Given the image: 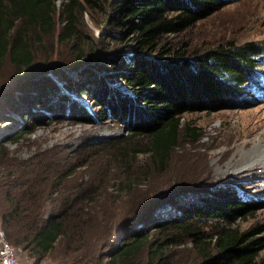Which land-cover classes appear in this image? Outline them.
I'll return each instance as SVG.
<instances>
[{
    "label": "trees",
    "instance_id": "trees-1",
    "mask_svg": "<svg viewBox=\"0 0 264 264\" xmlns=\"http://www.w3.org/2000/svg\"><path fill=\"white\" fill-rule=\"evenodd\" d=\"M54 1L0 0V66L5 60L14 66L19 85H30L23 91L41 85L29 84L34 74L48 75L55 67L63 68L55 70L60 80L53 82L49 75L51 81L44 80V84L49 81L47 90L38 88L37 97L26 99L28 106L20 119L25 131L20 129L0 144V227L7 241L29 252L35 264L57 245L63 247L58 264H136L142 250L149 264H171L169 249L184 235L200 251V264H256L264 248L263 239L255 236L260 228L229 229L256 206L237 195L218 200L208 209L184 206L172 213L168 209L170 218L168 214L162 217L161 211L152 223L139 214L151 202L139 206L138 196L130 198L138 183L134 160L139 154L148 155L151 167H164L183 135L194 141L201 137L197 128L182 124L184 114L203 111L207 104L222 103L234 95L247 98L249 92L264 100V75L258 72L259 64L264 68L263 47L227 42L190 55L166 41L228 0H66L56 42L72 45L73 61L53 60L47 38L55 28ZM86 8L101 9L96 23L101 47L82 37L78 16ZM39 57L44 59L37 68ZM77 70L82 78L72 82L69 73ZM82 95L89 97L91 105L95 103L94 111L82 98L77 100ZM11 97H7L9 102ZM21 99L17 97L13 105L23 113L18 109ZM62 114L84 123H91L90 116L121 120L129 134L109 142L96 141L103 162L84 180L71 178L86 161H68L59 149L28 160L4 153L3 145L18 142L27 127L34 129ZM101 185L113 200L108 207L101 205ZM109 185L113 192L107 190ZM184 190L188 189L175 188L173 193ZM119 192L125 194L115 195ZM123 197L130 200L123 203ZM202 218L225 225L207 236L192 225ZM118 234V244L101 256V247Z\"/></svg>",
    "mask_w": 264,
    "mask_h": 264
},
{
    "label": "rangeland",
    "instance_id": "rangeland-1",
    "mask_svg": "<svg viewBox=\"0 0 264 264\" xmlns=\"http://www.w3.org/2000/svg\"><path fill=\"white\" fill-rule=\"evenodd\" d=\"M98 1L102 2V0ZM66 3V0L54 1L55 28L47 38L53 49V60L66 58L73 61L72 45L62 46L56 42V36L64 24L61 22L60 14ZM217 8L186 31L168 37L167 43L186 49L190 55L200 54L227 42L234 44L253 42L264 48V0H228L227 2L223 1V5ZM78 18L83 39H91L93 45L98 44L101 47L100 33L96 25L101 19V9L86 8ZM42 59L44 57H39L34 67L39 68ZM262 66L259 64L258 72L264 75ZM56 68L63 69L55 67L48 75L32 74L34 77L29 84H41L38 88L46 91L49 87L47 84L51 81L48 78L49 75H53V82L60 80L55 72ZM16 73V69L8 60H5L0 66V144L8 136L15 135L20 129L25 131L21 128L23 122L20 119L25 112L24 109L28 106L26 99L29 100L31 96L39 95V89L35 86L32 90L23 91L30 85L25 88L21 87ZM78 75V70L69 73L72 82H80L82 77ZM44 80L49 81L44 84ZM253 93L249 92L251 96L247 98L234 95L225 102L207 104L208 108L203 111L184 114L181 119L182 124L187 122L197 128L201 137L194 141L193 137L183 135L184 137L179 139L178 145L171 152L164 167H151L147 154H139L135 158L134 168L138 169L135 174L138 183L137 187L131 191L130 198L138 196L140 198L139 206L151 202L150 206L139 214L142 213L141 215L146 216L148 220L150 218V223H152L157 220L161 211H163L162 217L167 218L169 215L168 218H170V214L167 213L168 209L171 213L176 210L180 211L184 206L208 209L216 201L230 198L229 196L233 194L256 206L249 215L232 222L229 229L244 232L260 228L258 233L256 231L255 236L263 239L264 243V100H257L258 96H254ZM8 96H12L10 102L7 100ZM17 97L22 98L18 109L23 113L14 110L13 102L17 101ZM81 98L89 110L94 111L97 108L95 103L90 104L87 95L77 97V100L81 101ZM90 119L91 123H84L70 114H62L48 119L44 124L36 126L34 129L27 127L26 133L19 138L18 142H7L3 145L4 153H8L9 156L17 160H28L34 155L56 148L61 150L68 161L85 160V165H81L71 179H87L88 175H93L96 172L92 169L103 162L99 152L103 151L101 148L95 147L96 141L99 143L109 142L111 139H121L129 134L124 121L105 117L98 119L93 116H90ZM2 152L0 151V154ZM92 159L97 163L92 164L90 162ZM111 165L113 167L110 168V171L114 173L115 166L113 163ZM102 174L104 172L101 173V184L104 182ZM2 175L0 163V178ZM175 188H187L188 190H184L181 194L173 193ZM107 190L113 192V187L110 186ZM105 193L102 188L101 205L108 207L113 200H109ZM122 194L125 193L119 192L115 195ZM128 200H130L129 197H126L122 202L126 203ZM170 203L173 204L171 208ZM192 225L208 236L216 232L218 228H223L225 223L215 219L202 218L193 220ZM0 230L3 231L1 227ZM120 238L119 234L116 237H111L108 241L110 244L101 247L99 252L101 256L117 245ZM178 238L179 243L172 245L169 249L172 256L171 264H200L203 259L200 251L197 248H192L186 236ZM5 239L7 241L6 236ZM62 252V245H57L54 252L39 264H58ZM139 258L136 260V264H149L146 250H142ZM17 259L19 264H35L29 252L21 248L17 253ZM106 260V258L103 259L102 263ZM255 263L264 264V248L259 252Z\"/></svg>",
    "mask_w": 264,
    "mask_h": 264
},
{
    "label": "built area",
    "instance_id": "built-area-1",
    "mask_svg": "<svg viewBox=\"0 0 264 264\" xmlns=\"http://www.w3.org/2000/svg\"><path fill=\"white\" fill-rule=\"evenodd\" d=\"M20 248H14L5 239L3 231L0 230V264H19L17 253Z\"/></svg>",
    "mask_w": 264,
    "mask_h": 264
}]
</instances>
